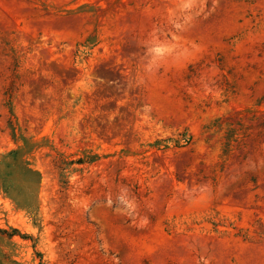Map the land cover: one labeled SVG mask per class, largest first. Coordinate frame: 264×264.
<instances>
[{
	"label": "rangeland",
	"instance_id": "1",
	"mask_svg": "<svg viewBox=\"0 0 264 264\" xmlns=\"http://www.w3.org/2000/svg\"><path fill=\"white\" fill-rule=\"evenodd\" d=\"M0 264H264V0H0Z\"/></svg>",
	"mask_w": 264,
	"mask_h": 264
},
{
	"label": "trees",
	"instance_id": "2",
	"mask_svg": "<svg viewBox=\"0 0 264 264\" xmlns=\"http://www.w3.org/2000/svg\"><path fill=\"white\" fill-rule=\"evenodd\" d=\"M14 232H16V230H13Z\"/></svg>",
	"mask_w": 264,
	"mask_h": 264
}]
</instances>
